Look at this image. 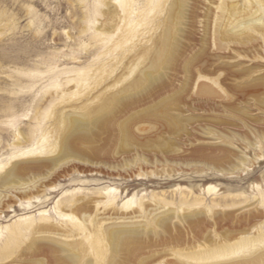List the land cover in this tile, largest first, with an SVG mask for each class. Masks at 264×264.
<instances>
[{"label":"rangeland","instance_id":"rangeland-1","mask_svg":"<svg viewBox=\"0 0 264 264\" xmlns=\"http://www.w3.org/2000/svg\"><path fill=\"white\" fill-rule=\"evenodd\" d=\"M179 1L180 3L176 7L175 0H0V176L15 164H32L30 172H28L29 174L27 173L29 178L27 175H24L20 177V179L18 178V181L15 180L17 182H14V184L12 182L6 184L7 186L5 187L4 185L0 186V264H58L53 255H50V252L47 254L46 252H40V254L37 253V255L30 253L32 252V245L35 246L42 242L41 245L48 243L45 246H55L56 242L47 238V236L63 238L65 230H77L79 228V221L87 220V222H89L91 218H103V216H108L109 213L115 217H122L124 221L127 222L139 220L146 225V232L147 230L152 232L151 230L153 229V232H158L159 235L160 232H164L165 235L168 233H166L162 227H157L155 229L151 227V224H154V222L151 217L152 215L148 213L147 209H152L153 214L165 210L166 215L165 213L157 214L155 216L156 218L158 216L159 218L164 216L167 217V215L168 217H172V219L174 217L170 235L174 233L173 235H176V238H178L176 242L173 241L174 243L172 242L166 245L168 249L170 247L176 249V259H174L175 256L172 257L167 255L169 251L166 250V245H164L159 247L156 253L146 252V257L147 255L149 256V253H154L156 255L151 258H146L142 260V262L136 264H154L159 257H162L161 260H166L164 261L165 264H168L171 260L173 261L169 264H182L183 262L179 260L184 259L181 257L191 251L208 250L211 247L224 245L229 239L238 237L240 234L247 233L249 236L254 235L256 232L258 233V227L260 233L264 231V214H251V212L256 210L264 211V37L255 32L252 38L241 37L243 40L242 42L245 41L241 43V38L239 37L228 35L225 38L218 34L219 28L216 27H219L217 15L218 13L221 14L220 12L222 9L220 8L219 10L215 6L220 0H211V2L209 0H206L207 2L205 0H195L198 4L195 3L194 0H186L187 2L185 0ZM124 2L129 4L131 9L134 10V14L132 15L134 21L133 26H131L132 29L136 26L139 31H134V33L131 32L133 35L131 33L125 35L128 36L130 40L127 39L128 41L125 40L121 43V47L116 49L118 50V54H115L116 51H114L115 53L113 52L115 57L117 56L116 59L114 60L113 57L111 61L110 52L107 51L109 54H102L101 52L104 50L105 46H110L112 42L120 39L122 36V31L116 30L119 18L115 17H118L117 14H119L118 12H120L122 8L120 4ZM224 2L227 5L222 4L223 6H228L230 3L239 4L238 6L241 10L239 9V14L236 15V22H233L238 29H241L242 25H245L243 23H245L244 21L246 19H252L251 15L264 23V0H223L222 3ZM190 7L194 8L192 9ZM198 7L199 11L197 9ZM169 8L171 10H169ZM194 9L198 12L196 11V13H194ZM177 11H179V13H176ZM197 14L199 17L196 16ZM193 16L196 17L193 18ZM178 17L180 18L176 19ZM203 18H205V20H203ZM164 19L167 21H164ZM239 20H241V22ZM173 22L175 24L179 23V26L176 24V27L175 24H172ZM236 23L239 25L242 24L241 27L236 25ZM180 24H182V28ZM190 24L192 27L194 26L193 29L189 26ZM145 25H147V28ZM148 25H150V27ZM155 25L158 26L155 27ZM163 26L173 31L170 30L171 39L169 42L173 47V49L172 47L170 48L171 53L175 54L174 58L176 60L173 58V61H176L177 64L172 61L174 64L169 65V68L164 67L165 70L161 68L159 71H155L153 67L150 68V60L155 56V48H153L155 45H152L153 43L155 44L156 39L162 34V29H165ZM184 26L186 28H184ZM131 27H129L130 30H132ZM236 27L233 29L234 31L238 30ZM149 28H152L150 32ZM113 31L116 32V34ZM189 31L191 32L189 33ZM207 31L208 35L206 33ZM212 31H214L213 33L215 36H213L214 34L212 35ZM150 33L151 35H149ZM191 33L192 36L195 37V40L191 35L189 36ZM107 35H112L111 41L108 40L109 36ZM174 36L178 37L176 38ZM148 38L150 39L149 41ZM153 39H155V41ZM173 39H176V41L174 42ZM202 39L203 42H201ZM237 39L240 41L238 42ZM214 42L218 43L216 44ZM186 43L191 46V49L192 46L194 48L191 50L190 46ZM203 43L207 45L204 46ZM237 43L238 45H236ZM184 44L186 45L185 47ZM200 45L203 47L200 48ZM215 46H219L220 48ZM238 46L240 49L237 48ZM142 47L143 49L150 47L151 50L146 55L152 58L150 57L147 59L148 56L145 55L144 57H146L147 60L143 57V61L142 59L140 61L138 58V64L136 63L137 57L141 58ZM205 48L210 51L208 50L209 52H206ZM184 49H187L186 52ZM188 51L189 53H187ZM125 52L127 54H125ZM136 52H138V54ZM119 53L123 56L120 57L121 55ZM205 53H210V55ZM234 53H236V56ZM198 55L200 57L202 56L201 60L200 57L198 59ZM214 55L217 57L216 59ZM185 56L188 59L185 58ZM190 59H194V61L191 62ZM205 59L206 61L208 59V61H203ZM133 60H136V62L133 63ZM222 60L226 61V66ZM116 61L118 62L116 63ZM200 61L205 62L206 67L204 63L202 65ZM103 62H105V64H103ZM133 64L136 65L134 66ZM175 64L179 66H175ZM194 64L198 65L195 66ZM211 64H214V66ZM137 65L140 66V69ZM131 66L134 68H131ZM222 66H224V68ZM179 67L185 71L181 69L177 70ZM218 67L220 69H215ZM226 67L229 69H226ZM130 68L134 69V71H131L134 72L135 75L131 71L129 72ZM135 68L137 70H135ZM195 68L201 69L198 71ZM206 68L209 70L206 71ZM105 69H107V71H105ZM193 69H195V73L192 71ZM221 69H224V71H221ZM231 69L235 70L233 71ZM252 69L253 71L251 72ZM255 69L258 71L257 74ZM108 70L109 73H113L109 74ZM187 70L189 71L186 72ZM227 70L228 72L226 74L225 71ZM242 70H245V72ZM104 71L106 72V76L104 75ZM145 71L154 73V77L151 78V80H145L146 83L145 81L139 82L140 85L137 84V86L134 87L135 91L130 89L127 93H124L122 98L125 97L127 99L128 97L130 99L127 101L126 99L120 98V106L118 105L115 111L123 105V102L126 104V101L134 102V105L131 106L132 108L124 109L125 111H117L116 119L119 116L122 117H119L121 120L119 118L116 120L113 127L111 126L113 129L109 128L111 131L107 129L99 131V133L96 132L98 136L94 139L96 142L94 141L93 144L96 148L101 149V146L103 148L105 147L101 149L102 153L96 157L89 155L90 158L86 155L88 160L77 159L76 157H69L66 159L59 158L58 140L60 134L57 130V120L61 112L63 110H67L66 112H68V110H72L71 108L81 105L88 99L94 97L95 93L97 94L104 86L106 88L107 83L109 86L115 82V80H118L117 78L123 76L119 84H116L118 87L115 85L116 88L109 89V92L118 91L121 88L119 85L122 84V79H128L127 81L125 80L126 83L133 81L140 77L142 72L145 73ZM178 71L180 74H178ZM219 71L220 74L222 73L223 75L221 74L218 79L217 76L219 75ZM165 72L166 74L163 77ZM191 72L193 73L191 74ZM200 72L206 77V74H208L209 78L211 77V79L216 80L218 83L216 84L211 80H207L209 82L205 81L207 84L205 88L202 87L204 85L203 82H201L203 84H193L192 82L196 83V76L201 74ZM210 72L211 74H209ZM236 72L239 73L236 74ZM131 73L134 76L128 75H131ZM83 74H87L88 78L91 79H88V82L85 84L87 85L85 89H83L81 85H78V80L82 78L81 75ZM97 74L100 77L102 76L101 78L98 76V80L95 78ZM107 74L109 76H107ZM248 74L251 77L248 76ZM232 75L238 82L232 77H229ZM242 75L243 79H241ZM92 76L94 77L92 78ZM129 77H131L130 80ZM244 78L246 83H244ZM157 79L159 80L157 81ZM186 79L190 80L187 84ZM96 80L98 81L97 85H95L97 82ZM102 81H105V84ZM99 82L103 84H99ZM124 82L123 84L126 85ZM179 82H181L180 86ZM149 83L151 85H149ZM153 83L156 85H153ZM161 83H163V85H161ZM177 83L178 87H176ZM123 84L122 87L125 86ZM141 84L143 85L141 86ZM159 86L160 89L158 88ZM192 87L198 93L195 92ZM89 88L93 90L91 91ZM182 88L185 89V92L182 91ZM206 88L210 90L207 91ZM243 88L244 92L242 91ZM246 88L248 89L246 90ZM161 90L166 94L161 93L160 95L157 93L162 92ZM236 90L237 94L235 96ZM149 91L152 92L150 93ZM242 92L244 94H242ZM139 93H144L145 95ZM148 93H150V95ZM257 93L259 94L256 98ZM241 94L246 97H243ZM250 94L255 95H252V97ZM140 95H142V98ZM233 96L234 99L232 100ZM224 97L227 98V100ZM238 97H242V99ZM152 98L156 100L153 101ZM136 99L138 100L136 101ZM165 102L175 103L174 109H170L173 112H170L176 118V125L179 127L175 126L174 129L177 130L169 128L166 130L164 123L156 119L157 115L154 114L156 112H153V110H156L158 106L159 108L165 106ZM156 103H158V105ZM139 104H141L140 107H138ZM133 106H136L135 109H137V111L135 109V112L133 111ZM147 108L148 110H146ZM150 110L152 112H150ZM160 110L162 109L160 108ZM129 111L130 114H128ZM124 112L126 114H123ZM150 114L153 115L150 116ZM149 118L155 119L150 120ZM117 126L120 128L121 126L128 128L130 137H123L122 140L120 128ZM168 129L170 132H168ZM101 132L104 134L102 133L101 135ZM116 134L117 136H114ZM161 135L164 138H162ZM98 137H101V139ZM116 141L119 142L117 143ZM126 143H128V146ZM164 143L166 145H164ZM104 144L109 147V151L106 150ZM121 144L124 145L120 146ZM220 146L229 151V158L232 160L230 161L228 158L225 161L226 165L224 161L220 164H215L207 157L210 154H215L213 151L216 152L217 148H220ZM165 147H167V150L164 149ZM194 150L197 153H195ZM202 150L204 151L202 152ZM110 151L111 154L109 153ZM106 153H109V156H107ZM116 154H118V156ZM204 154L205 156H203ZM91 157L93 159H91ZM54 159L56 161L53 165L50 161ZM36 160H38L37 163ZM203 161L204 163H202ZM39 162L44 163V165H42V167L35 166V164ZM235 163L236 167H239L238 169L234 167ZM225 167L230 173L229 171L223 172ZM233 169L235 170L233 171ZM25 178L28 179L26 180ZM187 217H194L195 219L202 220L204 223L202 222L203 225H200L201 227L198 228L201 230L194 231L192 234L190 231H187L183 222ZM203 217L205 218L203 219ZM254 224L256 226H253ZM73 225H75V227H73ZM243 230H248V232ZM170 235L168 234L167 237H170ZM183 243L185 245H183ZM232 243L235 244L234 242ZM172 244L177 248L174 245L172 246ZM189 244L191 247H193V245H198V247L189 249ZM258 244L261 243H255V245ZM249 249L250 247L241 248L233 252V255L231 253L226 255V257L224 256L226 259L232 258L229 262H227L228 260L223 261L225 258L222 257L223 260L218 259L221 260L219 262L215 260L214 264L226 262L233 263L239 259L242 260V258H244L243 254H248L247 251ZM90 251L92 253V250ZM90 251L87 252L88 256L86 255L85 260L91 255L89 254ZM243 251L245 253H241ZM26 252L27 256L25 254ZM235 253L240 258L237 257ZM62 254V256H66L68 253L63 252ZM79 254L82 255L80 252ZM179 256L180 259H177ZM25 259L29 260L26 262ZM99 264H106V259Z\"/></svg>","mask_w":264,"mask_h":264},{"label":"bare ground","instance_id":"bare-ground-1","mask_svg":"<svg viewBox=\"0 0 264 264\" xmlns=\"http://www.w3.org/2000/svg\"><path fill=\"white\" fill-rule=\"evenodd\" d=\"M176 1V7L179 5V3H180V1L179 0H175ZM186 1V0H185ZM185 1H184V4H185ZM189 1H191V0H189ZM193 1V0H192ZM199 1H201V0H199ZM206 1V0H205ZM208 1V0H207ZM206 1V2H207ZM210 2H211V0H209ZM187 2V1H186ZM194 2H195V0H194ZM218 2H219V4H218ZM216 4V8L217 9H219L220 10V8L222 9V11L220 12L221 14H219L218 13V15H217V20H218V22L217 23H219V27L218 26H216L217 28H219V30H218V34H220L221 36H224L225 38H226V36H228V35H233V36H235V37H239V38H241V37H247V38H252L253 36H254V34H255V32H257V33H259L260 35H262V37H264L263 35H264V23L262 22V21H260L258 18H254L253 17V15H251V17H252V19H246L244 22L245 23H243V24H245V25H242V24H237L236 23V25H239V27H241V25H242V27H241V29H238L234 24H233V22H236L235 20H236V15L237 14H239V9H240V7L238 6L239 4L238 3H235V4H229L228 6H226L227 4L224 2V3H222L223 2V0H220V1H218ZM227 2V1H226ZM235 2V1H234ZM195 3H197V2H195ZM214 3V2H213ZM198 4V3H197ZM215 4V3H214ZM222 4H226L225 6H223ZM182 5V4H181ZM206 5V4H205ZM120 6L122 7L121 8V10H120V12H118L119 14H117L118 15V17L116 16L115 18H119V20H118V23H117V28H116V30H121L122 31V36H121V38L120 39H118V40H116V41H114V42H112V44H110V46H108V47H104V50L101 52L102 54H109L108 52H110V56H111V58H110V60L114 57V60L116 59V57H115V55H114V51H116V53L115 54H118V50H116L118 47H121L120 45H121V43L123 42V41H125V40H127V39H129L130 40V38L128 37V36H125L126 34H128L129 35V33H131V32H133L134 33V31H139L138 30V28H136V26L134 27V29H132V27L131 26H133V24H134V21H133V19H132V15L134 14V10H132L131 9V6L129 5V4H127V3H122V4H120ZM171 6V5H170ZM199 6V5H198ZM211 6H213V5H211ZM223 6V7H222ZM176 7H175V11H176ZM180 7V6H179ZM189 7V6H188ZM194 7H195V5H194ZM193 7V8H194ZM214 7V8H215ZM181 8V7H180ZM190 8H192V7H190ZM192 8V9H193ZM208 8V7H207ZM212 8V7H211ZM210 8V9H211ZM215 8V9H216ZM198 9V11H199V7L197 8ZM169 10H171L170 8H169ZM195 10V9H194ZM241 10V9H240ZM179 11H181V10H179ZM179 11H177L176 13H179ZM186 11V10H185ZM196 11L197 10H195V12L194 13H196ZM197 11V12H198ZM213 11V10H212ZM170 12V11H169ZM208 12V11H207ZM207 12H204V13H207ZM214 12V11H213ZM175 13V14H176ZM193 13V12H192ZM192 13H190V14H192ZM193 13V14H194ZM214 13H216V12H214ZM115 14V13H114ZM168 14V13H167ZM173 14V13H172ZM254 14V13H253ZM169 16H171L170 14H168ZM167 15V16H168ZM174 15V14H173ZM179 15V14H178ZM177 15V16H178ZM186 15L188 16V14L186 13ZM185 15V16H186ZM241 15V14H240ZM239 15V16H240ZM112 16V15H111ZM183 16V15H182ZM196 16H198V14L196 15ZM195 16V17H196ZM204 16V15H203ZM202 16V17H203ZM209 16V15H208ZM207 16V17H208ZM189 17V16H188ZM194 16H193V18H195ZM199 17V16H198ZM201 17V16H200ZM238 17V16H237ZM242 17V16H241ZM174 18H175V16H174ZM180 17H178V18H176V19H179ZM186 18V17H185ZM173 19V18H172ZM190 19V18H189ZM166 19H164V21H165ZM180 20H182V19H180ZM179 20V21H180ZM198 20V19H197ZM196 20V21H197ZM200 20H201V18H200ZM203 20H205V18H203ZM209 20V19H208ZM215 20V19H214ZM167 21V20H166ZM172 21V20H171ZM194 21V20H193ZM216 21V20H215ZM214 21V22H215ZM238 21V20H237ZM240 22H241V20H239ZM252 21H254V22H252ZM256 21H258V22H256ZM147 22V21H146ZM186 22V21H185ZM201 22V21H200ZM203 22H205V21H203ZM212 22V21H211ZM256 22V23H255ZM148 23V22H147ZM165 23V22H164ZM196 23H198V22H196ZM216 23V22H215ZM163 24V23H162ZM168 24V23H167ZM172 24H175L174 22L172 23ZM176 24H178V26H179V23H176ZM176 24H175V26H176ZM188 24H189V22H188ZM205 24V23H204ZM164 25V24H163ZM170 25H171V23H170ZM182 24H180V26H181ZM199 25V24H198ZM234 25V26H233ZM147 25H145V27H146ZM149 27H150V25H148ZM158 26V25H157ZM156 25H155V27H157ZM165 26V25H164ZM163 26V27H164ZM187 26V25H186ZM192 29H193V27L191 26V24L189 25ZM196 26V25H195ZM129 27H131V29L132 30H130V28ZM177 27V26H176ZM237 28L238 30H233L234 28ZM141 28H142V26H141ZM144 28V27H143ZM147 28V27H146ZM165 28V27H164ZM181 28H182V26H181ZM184 28H186L185 26H184ZM200 28V27H199ZM206 28V27H205ZM211 28V27H210ZM152 29V28H151ZM150 28H149V32H150V30H151ZM178 29V28H177ZM177 29H175V30H177ZM147 30V29H146ZM170 30L172 31V29H169V28H165L164 30L162 29V34L156 39V41H155V39H153L154 41H155V44L153 43V45H152V43H151V45L152 46H154L153 48H155V56H154V58L153 59H151L150 61H151V63H150V68L151 67H153L154 69H155V71L157 70V71H159V69H163L164 67H168L169 68V65H171V64H174V63H172V61L175 59L174 58V53H171V43L169 42L170 41V36H171V32H170ZM180 30V29H179ZM208 30V29H207ZM216 30V29H215ZM112 31V30H111ZM153 31V30H152ZM204 31H205V29H204ZM209 31V30H208ZM208 31L206 32L207 33V35H208ZM114 32V31H113ZM140 32H143V31H140ZM173 32V31H172ZM180 32V31H179ZM181 32H183V31H181ZM184 32H185V30H184ZM191 31H189V33H190ZM214 31H212V35L214 34L213 33ZM115 34H116V32H114ZM119 33H121V32H119ZM118 33V34H119ZM133 33H131L132 35H133ZM177 33V32H176ZM188 33V32H187ZM205 33V32H204ZM216 33V34H217ZM111 34V33H110ZM180 34V33H179ZM184 34V33H183ZM210 34V33H209ZM136 35H137V32H136ZM146 35V34H145ZM149 35H151V33L149 34ZM191 35V37L194 39L195 37H193L192 36V33L191 34H189V36ZM203 35V34H202ZM253 35V36H252ZM258 35V34H257ZM104 36V35H103ZM107 36H109V38H108V40H110L111 39V37H112V35H107ZM117 36H119V35H117ZM131 36V35H130ZM143 36V35H142ZM188 36V35H187ZM213 36H215V34L213 35ZM259 36V35H258ZM102 37V36H101ZM106 37V36H105ZM116 37V36H115ZM147 37V36H146ZM174 37H178V36H174ZM182 37V36H181ZM223 37V38H224ZM260 37V36H259ZM261 37V38H262ZM152 38V37H151ZM202 38V37H201ZM210 38V37H209ZM213 38V37H212ZM217 38V37H216ZM222 38V37H221ZM228 38V37H227ZM103 39H105V38H103ZM102 39V40H103ZM133 39V38H132ZM179 39V38H178ZM185 39V38H184ZM184 39H182V40H184ZM189 39V38H188ZM187 39V40H188ZM211 39V38H210ZM143 40V39H142ZM150 39L148 38V41H149ZM174 40V39H173ZM191 40V39H190ZM189 40V41H190ZM195 40V39H194ZM208 40V39H207ZM226 40V39H225ZM233 40V39H232ZM238 40V39H237ZM241 40V41H240ZM240 40H238V42L240 41L241 43H244V42H242L243 40H242V38L240 39ZM245 40V39H244ZM248 40V39H247ZM253 40V39H252ZM251 40V41H252ZM262 40V39H261ZM104 41V40H103ZM111 41V40H110ZM128 41V40H127ZM176 41V39L174 40V42ZM178 41V40H177ZM250 41V40H249ZM194 42V41H193ZM200 42V41H199ZM201 42H203V39H202V41ZM127 43V42H126ZM179 43V42H178ZM177 43V44H178ZM184 43H185V41H184ZM192 43V42H191ZM197 43V42H196ZM207 43V42H206ZM214 43H216V42H214ZM218 43V42H217ZM216 43V44H217ZM223 43V42H222ZM228 43V42H227ZM234 43H236V42H234ZM248 43V42H247ZM264 43V42H263ZM108 44V43H107ZM125 44V43H124ZM128 44H129V42H128ZM139 44V43H138ZM149 44V43H148ZM181 44H183V43H181ZM187 44V43H186ZM195 44V43H194ZM204 44V43H203ZM226 44V43H225ZM228 44H230V43H228ZM249 44V43H248ZM150 45V44H149ZM188 45V44H187ZM192 45V44H191ZM207 45V44H206ZM205 44H204V46H206ZM215 45V44H214ZM227 45V44H226ZM236 45H238V43L236 44ZM128 46V45H127ZM148 46V45H147ZM182 46V45H181ZM186 45L184 44V47H185ZM188 46H190V45H188ZM201 46V45H200ZM133 47V46H132ZM144 47V46H143ZM143 47L141 48L142 49V51L141 50H138V51H141V58L140 57H137V62H136V60H133V63H138L139 61H138V58H139V60L141 61V59L146 55V54H148L149 52H150V47L148 48H144L143 49ZM203 46H201L200 48H202ZM214 47V46H213ZM215 47H217V46H215ZM219 47V46H218ZM217 47V48H218ZM233 47H236V46H233ZM244 47V46H243ZM242 47V48H243ZM264 47V46H263ZM103 48V47H102ZM134 48H135V46H134ZM134 48H132V49H134ZM152 48V49H153ZM176 48H177V46H176ZM194 47L192 46V49H193ZM197 48V47H196ZM206 48H208V47H206ZM205 48V49H206ZM212 48V47H211ZM220 48V47H219ZM223 48V47H222ZM232 48V47H231ZM237 48H239V46L237 47ZM241 48V49H242ZM127 49V48H126ZM130 49V48H129ZM131 49V50H132ZM172 49H173V47H172ZM183 49V48H182ZM181 49V50H182ZM190 49H191V46H190ZM191 49V50H192ZM204 49V50H205ZM233 49V48H232ZM235 49V48H234ZM240 49V48H239ZM247 49V48H246ZM130 50V51H131ZM137 50V49H136ZM180 50V51H181ZM187 50V49H186ZM186 50L184 49V51L186 52ZM200 50V49H199ZM209 50V49H208ZM207 49H206V52L208 51ZM212 50V49H211ZM257 50V49H256ZM108 51V52H107ZM124 51H125V47H124ZM154 51V50H153ZM174 51H175V48H174ZM210 51V50H209ZM208 51V52H209ZM235 51V50H234ZM237 51V50H236ZM249 51V50H248ZM114 52V53H113ZM172 52H173V50H172ZM179 52V51H178ZM183 52V51H182ZM181 52V53H182ZM193 52V51H192ZM199 52V51H198ZM204 52V51H203ZM227 52V51H226ZM252 52V51H251ZM120 53H122V52H120ZM119 53V54H120ZM133 53V52H132ZM137 54H138V52H136ZM177 53V52H176ZM187 53H189V51L187 52ZM195 53H197V52H195ZM200 53V52H199ZM201 53H202V50H201ZM200 53V54H201ZM228 53V52H227ZM237 53V52H236ZM236 53H234V55L236 54ZM245 53V52H244ZM125 54H127L126 52H125ZM151 54V53H150ZM178 54V53H177ZM176 54V55H177ZM183 54V53H182ZM181 54V55H182ZM186 54V53H185ZM190 54H191V52H190ZM205 54H209L210 55V53H205ZM204 54V55H205ZM218 54V53H217ZM253 54H255V53H253ZM114 55V56H113ZM121 55V54H120ZM135 55V54H134ZM140 55V54H139ZM154 55V54H153ZM152 55V56H153ZM202 55V54H201ZM228 55V54H227ZM109 56V57H110ZM123 55H121L120 57H122ZM138 56V55H137ZM146 56H148V55H146ZM183 56V55H182ZM181 56V57H182ZM192 56V55H191ZM236 56V55H235ZM245 56V55H244ZM108 57V56H107ZM118 57H119V55H118ZM119 57V58H120ZM151 57V56H150ZM149 56L147 57V59L148 58H150ZM176 57V56H175ZM189 57H190V55H189ZM196 57V56H195ZM198 57V59H199V55L197 56ZM196 57V58H197ZM202 57V56H201ZM201 57H200V60H201ZM211 57V56H210ZM214 57H215V55H214ZM225 57V56H224ZM253 57H255V56H253ZM118 58V59H119ZM133 58V57H132ZM152 58V57H151ZM174 58V59H173ZM177 58V57H176ZM185 58H187L186 56H185ZM191 58V57H190ZM194 58V57H193ZM203 58H205V57H203ZM202 58V59H203ZM217 57H215V59H216ZM223 58V57H222ZM123 59V58H122ZM134 59V58H133ZM136 59V58H135ZM144 59H146V57H144ZM146 59V60H147ZM181 59V58H180ZM188 59V58H187ZM192 59V58H191ZM190 59V60H191ZM195 59V58H194ZM194 59L193 60H191V62L192 61H194ZM197 59V60H198ZM210 59V58H209ZM211 59H212V57H211ZM214 59V58H213ZM249 59V58H248ZM255 59V58H254ZM110 60H107V61H110ZM176 60V59H175ZM182 60V59H181ZM180 60V61H181ZM183 60H185V59H183ZM196 60V61H197ZM236 60V59H235ZM256 60V59H255ZM112 61V60H111ZM121 61V60H120ZM131 61H132V59H131ZM130 61V62H131ZM142 61H143V59H142ZM149 61V60H148ZM178 61H179V58H178ZM203 61H205V62H207L208 61V59H207V61H206V59L205 60H203ZM210 61V60H209ZM219 61V60H218ZM223 61V60H222ZM227 61H230V60H227ZM239 61V60H238ZM118 61H116V63H117ZM147 62V61H146ZM146 62H145V65H146ZM173 62H175L176 63V61H173ZM188 62V61H187ZM200 62H202V61H200ZM205 62H202V65H203V63H204V66H205ZM224 62V65L226 64L225 62L226 61H223ZM232 62V61H231ZM234 62V61H233ZM250 62V61H249ZM129 63V62H128ZM141 63V62H140ZM185 63V62H184ZM184 63H182V64H184ZM189 63V62H188ZM199 63V62H198ZM210 63V62H209ZM211 63H213V62H211ZM215 63V62H214ZM219 63V62H218ZM218 63H217V65H218ZM222 63V62H221ZM235 63V62H234ZM237 63V62H236ZM103 64H105V62H103ZM131 64H132V62H131ZM130 64V65H131ZM139 64V63H138ZM144 64V63H143ZM149 64V63H148ZM177 64V63H176ZM175 64V66H179V65H176ZM179 64H181V63H179ZM186 64V63H185ZM184 64V65H185ZM192 64V63H191ZM191 64H190V66H191ZM200 64V63H199ZM208 64V63H207ZM117 65V64H116ZM120 65H121V63H120ZM129 65V66H130ZM134 65V64H133ZM136 65V64H135ZM134 65V66H135ZM195 65V64H194ZM198 65V64H197ZM197 65H195V66H197ZM212 65V64H211ZM216 65V64H215ZM216 65V66H217ZM227 65V64H226ZM225 65V66H226ZM235 65H237V64H235ZM248 65V64H247ZM115 66V65H114ZM138 66V68L140 67L139 65H137ZM186 66V65H185ZM204 66H202V67H204ZM212 66H214V64L212 65ZM220 66V65H219ZM231 66V65H230ZM244 66V65H243ZM243 66H241V67H243ZM246 66V65H245ZM257 66V65H256ZM133 66H131V68H132ZM141 67H142V65H141ZM172 67V66H171ZM201 67V68H202ZM206 67V66H205ZM208 67V66H207ZM211 67V66H210ZM223 68H224V66H222ZM240 67V66H239ZM255 67V66H254ZM259 67V66H258ZM113 68V67H112ZM111 68V69H112ZM130 68V70H129V72L132 70V71H134V69H131ZM134 68V67H133ZM144 68V67H143ZM152 68V69H153ZM173 68H174V66H173ZM176 68V67H175ZM192 68H193V66H192ZM191 68V69H192ZM201 68H195V69H197L198 71L201 69ZM231 68V67H230ZM238 68V67H237ZM237 68H235V69H237ZM244 68V67H243ZM246 68V67H245ZM249 68V67H248ZM111 69H109V70H111ZM140 69V68H139ZM167 69V68H166ZM179 69H181L180 67L179 68H177V70H179ZM188 69V68H187ZM195 69H193L192 71H194V73H195ZM205 69V68H204ZM207 70L206 71H208L209 69L208 68H206ZM215 69H220L219 67L218 68H215ZM226 69H229V68H227L226 67ZM234 69V70H235ZM238 69H241V68H238ZM237 69V70H238ZM256 69H258V68H256ZM255 69V70H256ZM109 70H108V73H109ZM125 70V69H124ZM135 70H137L136 68H135ZM144 70V69H143ZM146 70H147V67H146ZM164 70H165V68H164ZM168 70H170V69H168ZM167 70V71H168ZM172 70V69H171ZM181 70H184V69H181ZM190 70V69H189ZM189 70H187L186 72H188ZM196 70V71H197ZM224 71V69H221V71ZM231 70H233V69H231ZM233 70V71H234ZM247 70V69H246ZM260 70V69H259ZM105 71H107V69H105ZM104 71V72H105ZM131 71V72H132ZM149 71H150V69H149ZM175 71V70H174ZM185 71V70H184ZM191 71V70H190ZM214 71V70H213ZM212 71V72H213ZM232 71V72H233ZM243 71V70H242ZM253 71V69L251 70V72ZM257 71V70H256ZM111 72V71H110ZM117 72V71H116ZM122 72V71H121ZM128 72V73H129ZM173 72V71H172ZM181 72V71H180ZM216 72H218V71H216ZM226 72V74H227V72H228V70L227 71H225ZM224 72V73H225ZM230 72V71H229ZM243 72H245V70L243 71ZM246 72H248V71H246ZM249 72H250V70H249ZM260 72V71H259ZM100 73H102V72H100ZM111 73H113V72H111ZM111 73H109V74H111ZM118 73V72H117ZM133 74H134V72H132ZM132 73H131V75L130 74H128L129 76H134V75H132ZM157 73V72H156ZM160 73H162V72H160ZM168 73V72H167ZM184 73V72H183ZM182 73V74H183ZM193 72H191V74H192ZM198 73V72H197ZM201 74H199L198 76H196V83H194V82H192L193 84H197V83H201V82H203L204 83V85L202 86L203 88H205L206 86H207V84L205 83V81L206 82H209V81H207V80H211L213 83H218V82H216V80H214V79H211V77L209 78L208 76V74H206L207 75V77L206 76H204L203 75V73L202 72H200ZM206 73H208V72H206ZM215 73V72H214ZM214 73H213V75H214ZM237 73H239V72H236V74ZM258 73V71L256 72V74ZM123 74V73H122ZM137 74V73H136ZM165 74H166V72L163 74V77L165 76ZM178 74H180L179 73V71H178ZM187 74V73H186ZM185 74V75H186ZM209 74H211V72L209 73ZM222 74V73H221ZM220 71H219V75H218V73H217V78L218 77H220ZM233 74V73H232ZM253 74V73H252ZM104 75L106 76V72L104 73ZM126 75V74H125ZM158 75V74H157ZM223 75V74H222ZM245 75H247V74H245ZM259 75V74H258ZM264 75V74H263ZM82 76V78H80ZM79 78V80H78V85H81V87L83 88V89H85V86H87V85H85L87 82H88V79H90V78H88V76H87V74L85 75V74H83V75H81ZM98 74H97V77H95V78H97V80H98ZM107 76H109L108 74H107ZM116 76V75H115ZM114 76V77H115ZM127 76V75H126ZM138 76H139V74H138ZM169 76V75H168ZM179 76H182V75H179ZM192 76V75H191ZM236 76V75H235ZM248 76H250L249 74H248ZM254 76V75H253ZM91 77V76H90ZM94 76H92V78H93ZM102 77V76H101ZM100 76H99V78H101ZM104 77V76H103ZM117 77V76H116ZM123 77V76H122ZM122 77H120V78H117L118 80H115V82H113L111 85H109L108 86V83H107V86H106V88H105V86H104V88L102 87V86H100L99 84H103L102 82L100 83L99 82V86L100 87H102L103 89L102 90H100V91H98L97 92V94L95 93V95H94V97H92V98H90V99H88L86 102H84V103H82L81 105H79V106H77V107H73V108H71L72 110H68V112H66L67 110H63L62 112H61V114L59 115V117H58V120H57V122H58V127H57V130L59 131V134H60V138H59V140H58V149H59V152H60V157L59 158H73V157H76L77 159L79 158V159H83V160H86L87 159V156L86 155H88V158H90L89 157V155L90 156H92V157H96V156H99L101 153H102V146H101V149L100 148H96V146L93 144V142L95 141L94 139L98 136V134H96V132H98L99 133V131H102V130H107V129H109V128H112L113 127V124L116 122V120L119 118V117H122V116H119L117 119H116V114H117V111L118 112H120L121 110H123V111H125L124 109H127V108H130L132 105H134V102L133 101H130V102H127L128 101V99H130V98H128L127 97V99L124 97V98H122V95H124V93H127L130 89H133L134 90V87H136L137 86V84H139V82L141 83L142 81H145V80H151V78H153L154 77V73H150V72H146L145 71V73H143L142 72V75L140 76V77H138L137 79H135V80H133V81H130V82H127L126 83V81L128 80H124V79H122V84H123V82L124 83H126V85L125 84H123V85H125L124 87H122V84H120L119 86L121 87H119L120 89L118 90V91H111V92H109L110 90V88H116V86L119 84V82L121 81V78ZM128 77V76H127ZM167 77V76H166ZM165 77V78H166ZM171 77V76H170ZM188 77V76H187ZM193 77V76H192ZM192 77H190V78H192ZM224 77H226V76H224ZM227 77H228V75H227ZM229 77H232L233 78V75L232 76H229ZM251 77V76H250ZM250 77H249V79H250ZM109 78V77H108ZM157 78H158V76H157ZM161 78V77H160ZM172 78H173V76H172ZM212 78H213V76H212ZM216 78V77H215ZM247 78V77H246ZM262 78H263V76H262ZM78 79V78H77ZM131 79V77H129V80ZM168 79H170V78H168ZM219 79V78H218ZM227 79V78H226ZM234 79V78H233ZM237 79H238V77H237ZM241 79H243V75L241 76ZM252 79V78H251ZM258 79V78H257ZM91 80V79H90ZM89 80V81H90ZM94 80V79H93ZM96 80V81H97ZM101 80H104V79H101ZM108 80V79H107ZM124 80V81H123ZM159 79H157V81H158ZM187 80V79H186ZM221 80H223V79H221ZM228 80V79H227ZM226 80V81H227ZM234 80H236V78L234 79ZM244 80H245V78H244ZM253 80V79H252ZM251 80V81H252ZM260 80V79H259ZM258 80V81H259ZM262 80V79H261ZM100 81V80H99ZM161 81V80H160ZM178 81V80H177ZM176 81V82H177ZM188 81H190V80H187L186 81V84H187V82ZM229 81H230V79H229ZM237 81V80H236ZM235 81V82H236ZM248 81H250V80H248ZM254 81V80H253ZM252 81V82H253ZM92 82H94V81H92ZM91 82V83H92ZM108 82H110V81H108ZM156 82V81H155ZM164 82V81H163ZM183 82V81H182ZM185 82V81H184ZM190 82V83H191ZM234 82V81H233ZM238 82V81H237ZM260 82V81H259ZM76 83V82H75ZM97 83H98V81L96 82V84L95 85H97ZM145 83H146V81H145ZM158 83V82H157ZM180 83L181 82H179V86H180ZM203 83H201V84H203ZM232 83V82H231ZM244 83H246V80H245V82ZM248 83V82H247ZM250 83V82H249ZM258 83V82H257ZM264 83V82H263ZM77 84V83H76ZM90 84V83H89ZM105 84V83H104ZM117 84V85H116ZM172 84V83H171ZM175 84V83H174ZM185 84V83H184ZM183 84V85H184ZM240 84H241V81H240ZM251 84V83H250ZM260 84V83H259ZM83 85H84V87H83ZM94 85V84H93ZM92 85V86H93ZM116 85V86H115ZM140 85V84H139ZM143 84H141V86H142ZM149 85H151L150 83H149ZM153 85H156V84H154L153 83ZM161 85H163V83H161ZM165 85H166V83H165ZM168 85H170V84H168ZM167 85V86H168ZM182 85V84H181ZM188 85H189V83H188ZM187 85V86H188ZM192 85V84H191ZM190 85V86H191ZM199 85V84H198ZM211 85V84H210ZM219 85V84H218ZM221 85V84H220ZM253 85V84H252ZM167 86H166V88H167ZM171 86V85H170ZM209 86V85H208ZM212 86V85H211ZM223 86V85H222ZM235 86H240V85H235ZM259 86V85H258ZM262 86V85H261ZM264 86V85H263ZM263 86H262V88H263ZM96 87V86H95ZM118 87V86H117ZM146 87V86H145ZM145 87H143V88H145ZM152 87V86H151ZM156 87V86H155ZM173 87V86H172ZM176 87H178V83H177V86ZM184 87V86H183ZM194 87L196 88V86L194 85ZM227 87V86H226ZM230 87L232 88V86L230 85ZM249 87V86H248ZM80 88V87H79ZM87 88V87H86ZM149 88V87H148ZM154 88V87H153ZM159 89H160V86L158 87ZM165 88V87H164ZM165 88V89H166ZM169 88V87H168ZM174 88V87H173ZM185 88H187V87H185ZM190 88V87H189ZM193 88V87H192ZM251 88V87H250ZM261 88V87H260ZM90 89V88H89ZM95 89V88H94ZM147 89V88H146ZM163 89V88H162ZM172 89V88H171ZM176 89V88H175ZM183 90L182 91H184L185 89L184 88H182ZM194 89V88H193ZM192 89V90H193ZM197 89V88H196ZM207 89V88H206ZM224 89V88H223ZM230 89V88H229ZM235 89V88H234ZM239 89V88H238ZM248 88H246V90H247ZM252 89H253V87H252ZM91 90V89H90ZM89 90V91H90ZM93 90V89H92ZM91 90V91H92ZM99 90V89H98ZM112 90V89H111ZM138 90H139V88H138ZM148 90V89H147ZM154 90H155V88H154ZM164 90V89H163ZM163 90H161L162 92H157V93H159L160 95H161V93H164L163 92ZM191 90V91H192ZM202 90V89H201ZM210 90V89H209ZM208 89H207V91H209ZM231 90H233V89H231ZM240 90V89H239ZM245 90V91H246ZM264 90V89H263ZM135 91V90H134ZM146 91V90H145ZM166 91V90H165ZM169 91L171 92V90H170V88H169ZM177 91H178V89H177ZM194 91H195V89H194ZM203 91V90H202ZM212 91V90H211ZM213 91H215V90H213ZM235 91V90H234ZM243 92H244V88H243V90H242ZM131 92H132V90H131ZM139 92H141V91H139ZM144 92V91H143ZM150 92V91H149ZM152 92V91H151ZM150 92V93H151ZM156 92V91H155ZM172 92H173V90H172ZM176 92V91H175ZM185 92V91H184ZM183 92V93H184ZM195 92H197V91H195ZM205 92V91H204ZM203 92V93H204ZM240 92V91H239ZM238 92V93H239ZM242 92V94H244ZM260 92V91H259ZM146 93V92H145ZM150 93H148L149 95H150ZM154 93V92H153ZM156 93V94H157ZM169 93V92H168ZM182 93V92H181ZM180 93V94H181ZM198 93V92H197ZM235 93V92H234ZM251 93V92H250ZM256 93V92H255ZM260 93H263L262 91L260 92ZM138 94V93H137ZM136 94V95H137ZM139 94H144V93H139ZM147 94V93H146ZM164 94H166V93H164ZM187 94V93H186ZM205 94H208V93H205ZM236 94H237V90H236V93H235V96H236ZM241 94V95H242ZM249 94V93H248ZM247 94V95H248ZM258 94L259 93H257V95H256V98L258 97ZM135 95V94H134ZM133 95V96H134ZM145 95V94H144ZM143 95V96H144ZM151 95H153V94H151ZM159 95V96H160ZM170 95V94H169ZM176 95V94H175ZM196 95V94H195ZM216 95V94H215ZM220 95V94H219ZM218 95V96H219ZM230 95V94H229ZM251 95V94H250ZM252 95H255V94H252ZM251 95V96H252ZM142 95H140V97H141ZM154 96V95H153ZM199 96V95H198ZM221 96V95H220ZM225 96V95H224ZM243 96V95H242ZM245 96V95H244ZM243 96V97H244ZM148 97V96H147ZM155 97V96H154ZM166 97V96H165ZM170 97V96H169ZM230 97H231V95H230ZM246 97V96H245ZM253 97V96H252ZM120 98H122V99H126L127 101H126V104L123 102V105L117 110V111H115V109H116V107L120 104ZM139 98V97H138ZM142 98V97H141ZM158 98V97H157ZM160 98H162V97H160ZM167 98V97H166ZM171 98H173V97H171ZM182 98V97H181ZM220 98V97H219ZM222 98H223V96H222ZM225 98V97H224ZM239 99L241 98L242 99V97H238ZM140 99V98H139ZM144 99V98H143ZM153 99V98H152ZM226 100H227V98H225ZM234 99V96L232 97V100ZM254 99V98H253ZM263 99V98H262ZM138 99H136V101H137ZM142 100V99H141ZM148 100V99H147ZM156 100V99H155ZM154 99H153V101H155ZM158 100V99H157ZM161 100V99H160ZM159 100V101H160ZM170 100V99H169ZM183 100V99H182ZM222 100V99H221ZM152 101V100H151ZM176 101H177V99H176ZM220 101V100H219ZM236 101V100H235ZM240 101V100H239ZM258 101H260V100H258ZM263 101V100H262ZM140 102V101H139ZM158 102V101H157ZM162 102H163V100H162ZM167 102V101H166ZM165 102V106H161L160 108L162 109V110H160V108H159V106H158V108H156V110H153V112L155 111L156 113H154V114H156L157 115V117H156V119L157 120H159V122L161 121V122H163L164 123V125H165V127H166V130H167V128H169V129H174V127L175 126H177V127H179L178 125H176V118L172 115V113L171 112H173L172 110H170L171 108H173L174 109V107H175V103H173V102H168V103H166ZM179 102V101H178ZM191 102V101H190ZM140 103H142V102H140ZM152 103H154V102H152ZM185 103V102H184ZM235 103V102H234ZM259 103V102H258ZM261 103H263V102H261ZM157 105H158V103H156ZM164 104V103H163ZM177 104V103H176ZM180 104V103H179ZM187 104V103H186ZM219 104V103H218ZM226 104V103H225ZM230 104V103H229ZM232 104V103H231ZM136 105V104H135ZM155 105V104H154ZM192 105V104H191ZM120 106V105H119ZM141 106V104H139V106L138 107H140ZM146 106H148V105H146ZM180 106V105H179ZM227 106H228V104H227ZM134 107V106H133ZM136 107V106H135ZM135 107L133 108V111H134V109H135ZM149 107V106H148ZM157 107V106H156ZM191 107V106H190ZM236 107V106H235ZM132 108V107H131ZM152 108V107H151ZM155 108V107H154ZM177 108V107H176ZM179 108V107H178ZM230 108V107H229ZM229 108H227V109H229ZM138 109H140V108H138ZM158 109V110H157ZM128 110H130V109H128ZM136 111H137V109H135ZM146 110H148V108L146 109ZM175 110H177V109H175ZM174 110V111H175ZM131 111V110H130ZM130 111H129V113L128 114H130ZM142 111V110H141ZM171 111V112H170ZM178 111H180V110H178ZM178 111H177V113H178ZM224 111V110H223ZM127 112V111H126ZM135 112V111H134ZM139 112V111H138ZM150 112H152L151 110H150ZM149 112V113H150ZM140 113V112H139ZM146 113V112H145ZM175 113V112H174ZM119 114V113H118ZM123 114H126L125 112L123 113ZM136 114V113H135ZM147 114H148V112H147ZM183 114V113H182ZM143 115V114H142ZM153 115V114H152ZM151 114H150V116H152ZM179 115V114H178ZM148 116V115H147ZM124 117V116H123ZM143 117H144V115H143ZM134 118V117H133ZM147 118V117H146ZM185 118V117H184ZM120 119V118H119ZM150 120H153V119H155V118H153V119H151V118H149ZM179 120H182V119H180V118H178ZM177 119V120H178ZM121 120V119H120ZM178 120V121H179ZM257 120V119H256ZM126 121V120H125ZM125 121H124V123H125ZM148 121V120H147ZM156 121V120H155ZM186 121V120H185ZM258 121V120H257ZM128 122V121H127ZM154 122V121H153ZM157 122V121H156ZM250 122V121H249ZM155 123V122H154ZM121 124H123V123H121ZM161 124V123H160ZM183 124V123H182ZM182 124H181V126H182ZM127 125V124H126ZM157 125H158V123H157ZM162 125V124H161ZM180 125V124H179ZM112 126V127H111ZM125 126V125H124ZM132 126V125H131ZM130 126V127H131ZM180 126V127H181ZM115 127V126H114ZM117 127H119V126H117ZM128 127V126H127ZM164 127V126H163ZM162 127V128H163ZM120 128V127H119ZM184 128V127H183ZM113 129V128H112ZM168 129V130H169ZM181 129H182V127H181ZM181 129H179V130H181ZM110 130V129H109ZM131 130V129H130ZM174 130H177V129H174ZM111 131V130H110ZM163 131H165V130H163ZM118 132V131H117ZM130 132V131H129ZM168 132H170V130L168 131ZM102 133L103 132H101V135H102ZM113 133H115V132H113ZM119 133V132H118ZM131 133V132H130ZM174 133V132H173ZM104 134V133H103ZM169 134V133H168ZM112 135V134H111ZM120 135H121V139L123 138V137H126V138H128V137H130V134L128 133V128H125V127H123V126H121V128H120ZM263 135H264V131H263ZM113 136V135H112ZM114 136H117V134L116 135H114ZM119 136V135H118ZM132 136V135H131ZM105 137H106V135H105ZM108 137H110V136H108ZM134 137V136H133ZM160 137V136H159ZM158 137V138H159ZM161 137H162V135H161ZM99 138V137H98ZM103 138V137H102ZM125 138V139H126ZM135 138V137H134ZM162 138H164V137H162ZM210 138V137H209ZM208 138V139H209ZM241 138V137H240ZM99 139H101V137L99 138ZM118 139H119V137H118ZM133 139V138H132ZM96 140H98V139H96ZM103 140V139H102ZM109 140H111V139H109ZM123 140V139H122ZM99 141H101V140H99ZM105 141V140H104ZM103 141V142H104ZM112 141V140H111ZM120 141V140H119ZM119 141H116L117 143L119 142ZM135 141V140H134ZM163 141H164V139H163ZM96 142V141H95ZM98 142V141H97ZM102 142V141H101ZM154 142V141H153ZM165 142H166V139H165ZM100 143V142H99ZM156 143H158V142H156ZM160 143H162V142H160ZM169 143V142H168ZM168 143H167V145H168ZM106 144H107V141H106ZM106 144H104L105 146H106ZM115 144V143H114ZM127 144V146H128V143H126ZM144 144V143H143ZM97 145V144H96ZM122 145H124V144H121L120 146H122ZM164 145H166L165 143H164ZM171 145V144H170ZM214 145V144H213ZM98 146V145H97ZM108 146H109V143H108ZM158 146V145H157ZM111 147V146H110ZM113 147H114V145H113ZM112 147V148H113ZM130 147V146H129ZM150 147V146H149ZM152 147V146H151ZM154 147H155V144H154ZM159 147V146H158ZM172 147V146H171ZM211 147V146H210ZM229 147V146H228ZM105 148V147H104ZM103 148V149H104ZM108 148L109 147H107L106 146V150H108ZM118 148V147H117ZM123 148V147H122ZM125 148H127V147H125ZM160 148V147H159ZM167 147H165L164 149H166ZM176 148H178V147H176ZM128 149V148H127ZM163 149V148H162ZM169 149V148H168ZM173 149V148H172ZM197 149V148H196ZM202 149V148H201ZM204 149V148H203ZM215 149V148H214ZM232 149V148H231ZM123 150H124V148H123ZM167 150V149H166ZM198 150H199V148H198ZM211 150H212V148H211ZM105 151V150H104ZM109 151V150H108ZM107 151V152H108ZM116 151H118V150H116ZM179 151V150H178ZM183 151V150H182ZM195 151V150H194ZM193 151V152H194ZM204 150H202V152H203ZM205 151H206V149H205ZM208 151H210V150H208ZM213 151V150H212ZM212 151H211V153H212ZM235 151V150H234ZM115 152V151H114ZM167 152V151H166ZM170 152V151H169ZM181 152V151H180ZM199 152H201V151H199ZM110 154H111V151L109 152ZM109 153H106L107 154V156H109L108 154ZM195 153H197L196 151H195ZM208 153V152H207ZM213 153H215V154H213V155H211L210 153H208V154H210V155H208L207 157L209 158V159H211V161L213 162V163H215V164H220V163H222L223 161L225 162L228 158H229V151L227 150V149H225L224 147H221L220 146V148L218 147L217 148V150H216V152H214L213 151ZM231 153H233V152H231ZM104 154H105V152H104ZM113 154V153H112ZM115 154V153H114ZM179 154H181V153H179ZM199 154V153H198ZM201 154H203V153H201ZM117 156H118V154H116ZM116 155H113V156H116ZM236 155V154H235ZM112 156V155H111ZM202 156V155H201ZM203 156H205V154L203 155ZM58 157V156H57ZM91 157V159H93ZM233 157V156H232ZM237 157H238V154H237ZM207 158V159H208ZM241 158V157H240ZM232 159V158H231ZM234 159H235V157H234ZM237 159V158H236ZM244 159V158H243ZM76 160V159H75ZM88 160V159H87ZM95 160V159H94ZM190 160V159H189ZM200 160V159H199ZM228 160H230V158L228 159ZM242 160V159H241ZM37 161L38 160H36V163H37ZM46 161V160H45ZM56 160L54 159V160H51L50 161V163L51 164H53L54 162H55ZM62 161V160H61ZM90 161V160H89ZM89 161H86V162H89ZM99 161V160H98ZM192 161V160H191ZM207 161H209V160H207ZM230 161H232V160H230ZM32 162V161H31ZM57 162H58V160H57ZM84 162V161H83ZM96 162V161H95ZM234 162H235V160H234ZM238 162V161H237ZM252 162V161H251ZM16 163V162H15ZM28 163H30V162H28ZM33 163V162H32ZM92 163V162H91ZM127 163V162H126ZM192 163V162H191ZM202 163H204V161L202 162ZM231 163V162H230ZM233 163V162H232ZM46 164H47V162H46ZM98 164V163H97ZM180 164V163H179ZM208 164H209V162H208ZM30 165V164H29ZM29 165H27V164H25V163H18V164H15V165H13L12 167H10L9 169H7L5 172H4V174H2L1 176H0V186H3L4 185V187L5 186H7L6 184H9V183H12L13 182V184H14V182H17L18 180V178L20 179V177H22V176H24V175H27V173L28 172H30V169H31V165L29 166ZM42 165H44V163H38V164H35V166H38V167H42ZM54 165V164H53ZM56 165V164H55ZM163 165V164H162ZM184 165V164H183ZM187 165V164H186ZM193 165V164H192ZM211 165V164H210ZM209 165V166H210ZM225 165H226V162H225ZM108 166V165H107ZM188 166V165H187ZM208 166V167H209ZM219 166V165H218ZM222 166V165H221ZM238 166V165H237ZM33 167V166H32ZM45 167V166H44ZM48 167V166H47ZM199 167V166H198ZM220 167V166H219ZM218 167V168H219ZM231 167V166H230ZM233 167V166H232ZM234 167H236V163H235V165H234ZM233 167V168H234ZM34 168V167H33ZM175 168V167H174ZM192 168V167H191ZM213 168V167H212ZM218 168H217V170H218ZM237 168V167H236ZM239 168V167H238ZM237 168V169H238ZM38 169V168H37ZM36 169V170H37ZM41 169V168H40ZM203 169V168H202ZM220 169H221V167H220ZM230 169V168H229ZM33 170V169H32ZM32 170H31V172H32ZM223 170V169H222ZM235 169H233V171H234ZM185 171H186V169H185ZM204 171V170H203ZM224 171H229V170H226V167H225V170H223V172ZM220 172H221V170H220ZM34 173V172H33ZM32 173V174H33ZM225 173H227V172H225ZM229 173H230V171H229ZM29 174V173H28ZM35 174H36V171H35ZM31 175V174H30ZM42 175V174H41ZM28 176V175H27ZM28 178H29V176H28ZM27 178V179H28ZM26 179V178H25ZM24 179V180H25ZM26 179V180H27ZM15 180H17V181H15ZM21 183V182H20ZM18 184V183H17ZM10 185H12V184H10ZM114 210V209H113ZM147 211H148V213L150 214V215H152L151 217H152V220H153V222H154V224H151V227H154V229L155 228H157V227H162V229L166 232V233H168L169 235H170V232L172 231V225H173V219H174V217H173V219H172V217H168V215H167V217H160L159 218V216L156 218L155 216L157 215V214H163V213H165V210L164 211H160V212H158V213H155V214H153V212H152V209H147ZM172 211V210H171ZM199 212V211H198ZM201 212V211H200ZM114 213V212H113ZM172 213V212H171ZM192 214H194V213H192ZM198 214V213H197ZM199 214H201V213H199ZM235 214V213H234ZM251 214H264V211H262V210H260V211H254V212H251ZM153 215H154V217H153ZM165 215H166V213H165ZM195 215H196V213H195ZM106 216V215H105ZM171 216V215H170ZM175 216V215H174ZM186 216V215H185ZM189 216V215H188ZM204 216V215H203ZM253 216V215H252ZM258 216V215H257ZM90 217V216H89ZM182 217V216H181ZM180 217V218H181ZM205 217H203V219H204ZM258 218V217H257ZM261 218H263V217H261ZM86 219H87V217H86ZM90 219V218H89ZM201 219V218H200ZM225 219V218H224ZM173 220V221H172ZM223 220V219H222ZM179 221V220H178ZM206 221V220H205ZM175 222H176V217H175ZM174 222V223H175ZM183 222H184V224H185V226H186V228H187V231H190L191 232V234H192V232H194V231H197V230H201V229H198V228H200L201 226L200 225H203V221L202 220H198V219H195L194 217L193 218H185L184 220H183ZM203 222V223H202ZM178 223V222H177ZM180 223V222H179ZM79 228L76 230V229H74V230H69V229H67V230H65L64 231V234H63V238H56V237H54V236H47V238H49V239H51L52 241H55L56 242V245L55 246H51V245H49V246H45L46 244H48V243H46L45 245H41V243L40 244H36L35 246H33L32 245V252H30V253H33V254H36L37 255V253H39L40 254V252H46V254L47 253H51L50 255L52 256L53 255V257H54V259L56 260V262L58 263V264H99L101 261H103L104 259H106V264H136V263H138V262H142V260H144V259H146V258H151L152 256H154V255H156V254H154V253H156V251H157V249L159 248V247H162V246H164V245H169L170 243H172L173 241H177V238H176V235H170V237H167L168 236V234H166L165 235V233L163 232H160V235L158 234V232H153L154 230L152 229L151 231L152 232H150V231H148L147 230V232H146V225L144 224V223H142L141 221H139V220H137V221H133V222H127V221H124V219L122 218V217H115L114 215L112 216L110 213H109V215L108 216H106V217H104L103 216V218H91L90 219V221L89 222H87V220H83V221H79ZM179 225H181V224H179ZM178 226V225H177ZM253 226H256L255 224L253 225ZM73 227H75V225H73ZM150 227V226H149ZM205 227V226H204ZM207 227V226H206ZM258 227V226H257ZM256 227V228H257ZM175 228V227H174ZM182 228V227H181ZM250 228V227H249ZM249 228H248V230H249ZM252 228H254V227H252ZM183 229V228H182ZM185 229V228H184ZM206 229V228H205ZM208 229V228H207ZM247 229V228H246ZM258 229V233L256 232V234H254V235H251V236H249V234H247V233H244V234H240V233H238V234H240V236L238 235V237H233L232 239H229L228 240V242L227 243H225L224 245H220V246H215V247H211L210 249H208V250H198V251H191V252H189L188 254H186L185 256H182L181 258H183L184 260H182V259H180V256L177 258V259H180L179 261H182L183 263L182 264H211V263H215L214 261L216 260V261H221V260H223L222 259V257H226V255H228V254H231L232 253V255L234 254L233 252H235V251H237V250H239V249H241V248H245V247H250V249L247 251V253L248 254H243V256H244V258H242V260H237V261H235V262H233V263H227V262H229V260H231V259H226L225 257V259L223 260V261H227L226 263H221V264H246V263H249V264H264V231H262L261 233H260V231H259V227L257 228ZM175 230V229H174ZM248 230H243V231H247L248 232ZM252 230V229H251ZM183 231V230H182ZM185 231V230H184ZM206 231V230H205ZM208 231H209V229H208ZM254 231H256V230H254ZM177 232V231H176ZM186 232V231H185ZM241 232V231H240ZM152 233H155V234H152ZM199 233V232H198ZM201 233H203V232H201ZM250 233V232H249ZM178 234V233H177ZM188 234V233H187ZM194 234V233H193ZM199 235V234H198ZM203 235H205V234H203ZM177 236H179V235H177ZM182 236V235H181ZM183 236H185V235H183ZM187 236V235H186ZM201 236V235H200ZM180 237V236H179ZM189 237V236H188ZM197 237V236H196ZM190 238V237H189ZM195 238V237H194ZM193 238V239H194ZM182 239V238H181ZM180 239V240H181ZM187 239V238H186ZM179 240V241H180ZM189 240V239H188ZM196 240V239H195ZM197 240H198V237H197ZM34 242V241H33ZM182 242H184V241H182ZM182 242H181V244H182ZM196 242V241H195ZM232 242H234L235 244H233ZM174 243V242H173ZM179 243V242H178ZM185 243H186V241H185ZM193 243V242H192ZM255 243H261V244H263V245H261V244H258V245H255ZM34 244V243H33ZM194 244V243H193ZM198 244V243H197ZM167 245H166V250L167 251H169L168 252V256L170 255V256H172V257H174L175 256V258L174 259H176V257H177V255H176V249H174V247H170L169 249L167 248ZM174 244H172V246H173ZM183 245H185L184 243H183ZM192 245V244H191ZM196 245V244H195ZM253 245H255V246H253ZM30 246V245H29ZM175 246V245H174ZM188 246V245H187ZM186 246V247H187ZM189 246H190V244H189ZM252 246H253V248H252ZM176 247V246H175ZM197 248L198 247V245H196V246H194L193 245V247H191L190 246V248L189 249H193V248ZM28 248V247H27ZM164 248V247H163ZM177 248V247H176ZM184 249V248H183ZM185 249H187V248H185ZM90 250H92V253H91V251ZM164 250H165V248H164ZM188 250V249H187ZM26 251V250H25ZM82 254V255H80L79 254V252ZM88 251H90L89 252V254H91V255H89V257L87 258V260H85V257H86V255H87V252ZM162 251H163V249H162ZM63 252H67L68 254L66 255V256H62L63 254ZM146 252H154V253H149V256L147 255V257H146V255H145V253ZM166 252V251H165ZM237 253V252H236ZM235 253V254H236ZM241 253H245L244 251L243 252H241ZM26 254V256H27V252L25 253ZM151 254V255H150ZM157 254H159V253H157ZM165 254V253H164ZM237 255V254H236ZM22 256V255H21ZM35 256V255H34ZM88 256V255H87ZM166 256V255H165ZM235 256V255H234ZM240 256H241V254H240ZM19 257H20V254H19ZM29 257V256H28ZM31 257V256H30ZM42 257V256H41ZM74 257V258H73ZM237 257H239L238 255H237ZM237 257H235V258H237ZM34 258V257H33ZM160 258V257H159ZM158 258V260H156L155 261V263L154 264H165V262L164 261H166V260H164V259H162L161 260V258L159 259ZM228 258H229V256H228ZM234 258V259H235ZM240 258V257H239ZM18 259V258H17ZM40 259V258H39ZM53 259V258H52ZM53 259V260H54ZM218 259H221V260H218ZM233 259V260H234ZM20 260V259H19ZM18 260V261H19ZM22 260H24V259H22ZM26 260V259H25ZM27 260H29V259H27ZM27 260H26V262H27ZM35 260V259H34ZM34 260H32V261H34ZM17 261V260H16ZM21 261V260H20ZM32 261H31V263H32ZM36 261V260H35ZM45 261V260H44ZM171 261H173V260H171ZM170 261V262H171ZM222 261V262H223ZM22 262V261H21ZM30 262V261H29ZM42 262V261H41ZM145 262V261H144ZM169 262V263H170ZM38 263V262H37ZM47 263V262H46ZM146 263V262H145ZM168 263V264H169ZM35 264V263H34ZM45 264V263H44ZM140 264V263H139Z\"/></svg>","mask_w":264,"mask_h":264}]
</instances>
